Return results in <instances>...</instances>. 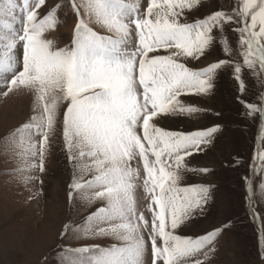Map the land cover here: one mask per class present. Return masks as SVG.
<instances>
[{
    "label": "snow or ice",
    "instance_id": "obj_1",
    "mask_svg": "<svg viewBox=\"0 0 264 264\" xmlns=\"http://www.w3.org/2000/svg\"><path fill=\"white\" fill-rule=\"evenodd\" d=\"M200 2L149 0L142 9L141 0H71L78 17L74 38L70 46L58 48L45 37L58 23V8L41 18L46 0H0V84L7 87L3 94L31 90L38 109L13 134L19 135L26 159H39L38 165L27 167L43 171L63 106V141L80 174L73 179L70 196L79 192L84 199L104 202L75 230L85 237L110 236L120 242L64 250V264H145L149 221L138 212L141 170L133 161H142L143 189L150 200L152 264H187V258L201 253L207 258L213 251L210 246L219 230L196 238L176 230L208 202L209 186H182L181 180L188 170L186 158L211 143L218 126L172 131L158 127L154 118L199 111L185 105L181 95L208 92L215 72L230 61L218 60L200 70L182 61L205 55L214 43V30L226 24H234L238 34L242 64L234 65V78L239 91L246 90L242 66L264 77V0H237L231 12L217 10L194 23L182 22L185 11ZM223 50L232 51L227 38ZM244 106L248 115L264 117V96L259 105ZM34 136L42 137L39 145ZM254 159L264 164V144ZM71 227L65 225V233Z\"/></svg>",
    "mask_w": 264,
    "mask_h": 264
},
{
    "label": "rangeland",
    "instance_id": "obj_2",
    "mask_svg": "<svg viewBox=\"0 0 264 264\" xmlns=\"http://www.w3.org/2000/svg\"><path fill=\"white\" fill-rule=\"evenodd\" d=\"M58 2L62 6L59 21L45 37L56 47L64 48L72 44L78 23L71 0H46L39 16L42 18ZM148 2L141 0L142 9H146ZM236 6L237 0H201L199 6L186 10L181 19L194 23L217 10L231 12ZM91 26L104 32L98 25ZM234 28V24H226L223 29L214 30V43L205 55L182 61L193 70L218 60L230 61L215 72L208 92L181 95L185 105L195 106L199 111L154 118L157 126L172 131L191 132L218 126L211 143L201 145V151L186 158L188 170L182 173V186L206 185L210 191L203 210L182 224L176 234L196 238L219 230L207 258L201 253L187 258V264H194L196 259L202 264H264V189L260 187L264 184V164L254 159L264 144V117L259 113L248 115L244 106L245 102L261 103L264 77L242 66L240 75L246 90L239 91L234 65L242 64V57ZM225 38L232 47L230 54L223 50ZM159 54L168 53L159 50ZM6 91L7 87L0 84V264H64V250L119 244L110 236L85 237L75 230L104 202L84 199L79 192L70 196L73 179L80 174L68 159L63 141V106L44 154L43 171L28 168L31 163L38 165L39 159H26L19 135L13 134L37 115L35 93L20 88L4 95ZM41 140V136L33 137L38 145ZM132 166L141 170L136 189L138 212L151 223L150 200L143 189L142 161H133ZM65 225L72 226L67 233ZM150 225L145 229L148 241L145 264L153 262ZM157 243L161 245L162 241Z\"/></svg>",
    "mask_w": 264,
    "mask_h": 264
},
{
    "label": "trees",
    "instance_id": "obj_3",
    "mask_svg": "<svg viewBox=\"0 0 264 264\" xmlns=\"http://www.w3.org/2000/svg\"><path fill=\"white\" fill-rule=\"evenodd\" d=\"M61 3L60 2H58L56 5H54V6H52V8H54V9H57L58 8V10H61Z\"/></svg>",
    "mask_w": 264,
    "mask_h": 264
},
{
    "label": "bare ground",
    "instance_id": "obj_4",
    "mask_svg": "<svg viewBox=\"0 0 264 264\" xmlns=\"http://www.w3.org/2000/svg\"><path fill=\"white\" fill-rule=\"evenodd\" d=\"M155 119H156V118H155ZM155 119H154V120H155ZM154 122H155V121H154ZM158 127H159V126H158ZM174 128H175V126H174ZM212 229H213V228H212ZM210 230H211V229H210Z\"/></svg>",
    "mask_w": 264,
    "mask_h": 264
}]
</instances>
